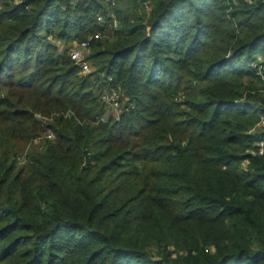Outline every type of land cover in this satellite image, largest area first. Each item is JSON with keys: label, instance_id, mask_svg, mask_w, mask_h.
Instances as JSON below:
<instances>
[{"label": "trees", "instance_id": "16d2710c", "mask_svg": "<svg viewBox=\"0 0 264 264\" xmlns=\"http://www.w3.org/2000/svg\"><path fill=\"white\" fill-rule=\"evenodd\" d=\"M260 54L264 0H0V264H264Z\"/></svg>", "mask_w": 264, "mask_h": 264}, {"label": "rangeland", "instance_id": "374dc122", "mask_svg": "<svg viewBox=\"0 0 264 264\" xmlns=\"http://www.w3.org/2000/svg\"><path fill=\"white\" fill-rule=\"evenodd\" d=\"M20 1H22V0H16V2L17 3H19ZM253 1H255V0H252V2ZM230 5H232V3H230ZM230 7V9H231V6H229ZM230 11V10H229ZM52 41L56 44V45H58V47H59V49L61 50V52H64L65 50H68L69 49V47L71 46V47H73L75 44H66V42L65 41H63V40H60V39H57V38H53L52 39ZM70 47V48H71ZM90 54H91V47H90V49H89V51L87 52V55H86V57H87V60L89 61V59H88V57L90 56ZM254 66H258V68H259V70H260V72H259V74H261L262 75V73L261 72H263L264 71V55L263 54H260L259 56H258V58H257V61H255V63H254ZM92 69H93V65L90 67V70L92 71ZM89 70V71H90ZM82 73H84V74H87L88 73V71L86 72V71H83L82 70ZM247 81V80H246ZM263 89V88H262ZM261 89V92H264L263 90ZM121 93V92H120ZM108 93H106V95H107ZM120 95V94H119ZM104 96V95H103ZM127 99H128V97H127V95H122V93H121V96H120V99L118 100V105L116 104V102L115 101H113V100H108V99H106V103H107V105H108V108H109V112H110V114H111V116H118L119 115V113H121V111L123 110V108H124V105H125V102L127 101ZM103 100H104V98H103ZM105 101V100H104ZM119 109H121V111L119 110ZM119 110V111H118ZM46 120L47 119H43V121L44 122H46ZM47 123V122H46ZM264 128V121L263 122H261V124H259L255 129L253 128L250 132H262L263 129ZM50 134H53L52 132H48V134L46 133L45 135H41V136H38V137H36V138H33V139H31V141H30V143L29 144H27L24 148H25V150H24V152H22V158H23V162L22 163H19V166H22V165H25V164H27L28 163V158H27V156H26V154L28 153V152H31L32 150V146H35V147H37L38 149H40L41 148V146H43L44 145V143H43V141H45V139L46 138H48V135H50ZM46 137V138H45ZM262 143V142H261ZM264 143V142H263ZM25 175L27 174V172H25L24 173ZM175 256V255H174Z\"/></svg>", "mask_w": 264, "mask_h": 264}, {"label": "built area", "instance_id": "2783aa9c", "mask_svg": "<svg viewBox=\"0 0 264 264\" xmlns=\"http://www.w3.org/2000/svg\"><path fill=\"white\" fill-rule=\"evenodd\" d=\"M246 1L252 2V0H246ZM150 9H151L150 6L147 5L146 10L147 11H150ZM98 19L100 21H103L104 20L103 19V15L102 14L98 15ZM113 27L114 28L120 27V24H119V22H118L117 19H114ZM98 36H100L99 33L89 34L86 39H83L81 42L76 43L69 50L71 57L75 60V62L78 65H80L82 67L83 71H86V72L88 71L89 72V70H90L91 64L87 60L86 55H87V52L89 51V49H90V47L92 45L93 40L95 39V37H98ZM120 96H121V93L120 92L113 91L111 93H108L107 95L105 94L103 96V98H104L105 101H106V99H108L110 101L113 100L118 105V100L120 99ZM119 110L121 111V109H119ZM48 137L49 138H52L53 137V134L48 135ZM260 146L263 147L264 146V143L263 142L260 143ZM261 152H263V149H261Z\"/></svg>", "mask_w": 264, "mask_h": 264}]
</instances>
